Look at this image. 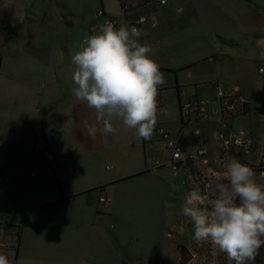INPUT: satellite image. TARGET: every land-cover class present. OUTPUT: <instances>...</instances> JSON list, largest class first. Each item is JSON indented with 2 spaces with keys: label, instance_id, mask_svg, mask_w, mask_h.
<instances>
[{
  "label": "crops",
  "instance_id": "0c3cea01",
  "mask_svg": "<svg viewBox=\"0 0 264 264\" xmlns=\"http://www.w3.org/2000/svg\"><path fill=\"white\" fill-rule=\"evenodd\" d=\"M61 1L70 3L52 9V0H0V254L10 264H139V216L129 213L119 193L139 187L147 176L160 180L155 169H166L161 164L168 156L157 153L155 142L165 148L154 131L150 139L139 138L119 121H113L115 133L86 134V124L95 123L94 110L72 95L71 56L107 20L142 30L140 42L152 47L166 80L158 89L163 114L154 130L160 127L170 136L176 132L172 123L180 119L192 137L202 140L197 149L206 151V163L201 157L180 162L188 194L200 191V176L224 170L208 157L228 147L230 136L252 139L250 153L238 150L234 159L259 174L263 181L257 183L264 185L259 158L264 72H258L264 65L259 58L264 37H256L254 15L239 7V0ZM37 2L43 6L34 10ZM99 10L104 16L97 18ZM217 86L231 97H244L243 112L223 118ZM196 100L210 101L205 117H182L181 106ZM223 125L229 132L221 136ZM184 132L175 138L185 156L197 149L182 142ZM44 151L52 162L44 159ZM101 197L109 202L101 203ZM181 208L170 218L179 240L173 263L182 264L192 250L200 262L209 245H193L191 219L176 218ZM181 247L186 249L182 258Z\"/></svg>",
  "mask_w": 264,
  "mask_h": 264
},
{
  "label": "clouds",
  "instance_id": "9594fccd",
  "mask_svg": "<svg viewBox=\"0 0 264 264\" xmlns=\"http://www.w3.org/2000/svg\"><path fill=\"white\" fill-rule=\"evenodd\" d=\"M143 35L126 22L118 27L106 22L86 35L71 56L72 95L94 110L95 123L86 124L88 136L115 133L113 121H119L139 138H151L160 111L158 89L166 80L152 47L140 42ZM259 58L264 60V50ZM255 175L232 159L203 193L190 191L180 209L193 223L194 239L215 245L235 264H256L264 248V185ZM0 264L10 261L0 254Z\"/></svg>",
  "mask_w": 264,
  "mask_h": 264
},
{
  "label": "rangeland",
  "instance_id": "374dc122",
  "mask_svg": "<svg viewBox=\"0 0 264 264\" xmlns=\"http://www.w3.org/2000/svg\"><path fill=\"white\" fill-rule=\"evenodd\" d=\"M61 3V4H60ZM70 3V2H68ZM60 0H52L50 2V8L57 9L62 8L64 5H69ZM43 6V2L34 5V10L38 6ZM239 7L250 9L254 15V22H252L255 28L256 37H264L263 30L260 27L264 26V0H239ZM30 18L33 15L27 16ZM1 32V29H0ZM1 35V34H0ZM257 65V64H256ZM171 137H176L179 132H184L182 136V142L188 141V144L192 146V149H197L202 144L200 137H192L189 133L190 130L184 127V124L180 122V119L174 120L170 127ZM224 132L219 135H226L229 132V128L223 125ZM223 129H218L222 132ZM155 148L159 156H168V152L162 147V143L155 142ZM238 148H233V152L230 148L221 146L214 152V155L209 156L211 165L223 166V169L227 164L234 159V155L238 154ZM222 159V162H220ZM207 167V166H206ZM210 167V165H208ZM155 175L160 180H155L150 176L145 177L139 181V187L130 185L126 189L124 196L119 193L121 201L125 204L126 209L130 214L139 216L138 230H139V264H174V244L179 241L174 233V223L171 221V216L175 211L184 203L185 197L188 195V187L186 186L184 178V170L180 169L177 172H168L164 168L155 169ZM256 181L262 182L263 178L259 174L255 175ZM217 179V175L210 173L209 176H200L197 181L205 180L208 183H214ZM179 191V192H178ZM176 218H180V213L176 212ZM182 224V223H181ZM177 229L179 223H176ZM193 236V245H206L208 243L209 255L205 258H201L200 262L196 261L194 250L190 251L192 256L186 255L182 261V264H235L223 253L221 258L216 255L214 246L211 247L210 242H200L194 239V231L191 230ZM196 247V248H197ZM193 247V249H196ZM178 258V256H177ZM176 258V259H177ZM130 264V263H129ZM256 264H264V248L261 249V255L256 258Z\"/></svg>",
  "mask_w": 264,
  "mask_h": 264
},
{
  "label": "built area",
  "instance_id": "2783aa9c",
  "mask_svg": "<svg viewBox=\"0 0 264 264\" xmlns=\"http://www.w3.org/2000/svg\"><path fill=\"white\" fill-rule=\"evenodd\" d=\"M160 4H164L165 0H159ZM104 16V13L102 10H99L96 13V17H102ZM106 22H111L115 25L113 21L107 20ZM130 27H136V24H131ZM258 72L262 74L264 72V65L259 68ZM215 96L219 101L220 104V110L223 115V118H229L235 114H239L243 112L244 108L247 107V100L239 95H235L233 97L227 95L223 89L219 86L215 88ZM158 106L160 111L158 112V116H161L163 114L162 104L159 100H157ZM209 100H196L187 104H184L180 108V114L182 117H190L192 114H194L196 117H205V108L207 105H209ZM155 134L158 135L162 142L165 150L168 152V158L166 161L161 164V166H164L168 171L170 172H176L179 168L180 162L182 161H189L193 162L196 158L201 157L204 160V163H206V160L204 159V156L206 155V151L204 149H197L193 153H187L185 156L183 155L182 148L179 144V139L169 136L162 128L156 127L154 130ZM252 139L246 138L242 139L240 137H233L230 136L229 139L225 142L226 146L228 147H234L238 148L240 150V153L243 155L249 154L252 148ZM43 157L47 162L53 161V156L48 152H43ZM259 158L264 164V148H262L259 152ZM264 167V165H263ZM203 182V191L205 188V185L208 184L205 180H202ZM1 184V181H0ZM99 201L101 203H108L109 199L105 197L99 198ZM2 246V243L0 242V247Z\"/></svg>",
  "mask_w": 264,
  "mask_h": 264
},
{
  "label": "trees",
  "instance_id": "16d2710c",
  "mask_svg": "<svg viewBox=\"0 0 264 264\" xmlns=\"http://www.w3.org/2000/svg\"><path fill=\"white\" fill-rule=\"evenodd\" d=\"M199 185H200V191L203 193L204 191H203V182H202V180H200ZM179 251H180V253H181V258H182V256H183V251H186V249H184L183 247H181V248H179ZM221 256H223V252H221V254L219 255L218 258H221ZM232 262H233V261H232Z\"/></svg>",
  "mask_w": 264,
  "mask_h": 264
}]
</instances>
